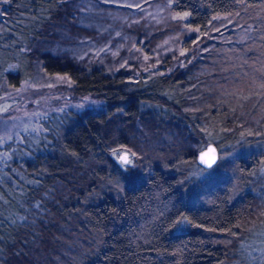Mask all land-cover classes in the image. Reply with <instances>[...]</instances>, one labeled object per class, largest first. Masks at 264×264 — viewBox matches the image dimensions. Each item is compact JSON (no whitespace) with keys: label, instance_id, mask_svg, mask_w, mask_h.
<instances>
[{"label":"trees","instance_id":"1","mask_svg":"<svg viewBox=\"0 0 264 264\" xmlns=\"http://www.w3.org/2000/svg\"><path fill=\"white\" fill-rule=\"evenodd\" d=\"M82 1L0 2V93L40 68L104 103L96 114L68 112L8 154L0 264H234L244 228L264 214L262 177L250 183L264 164V115L255 120L264 109V0H170L171 14L188 15L146 32V49L174 33L185 44L189 28L201 34L187 54L150 56L153 65L136 62V38L117 55L79 50L101 14H85ZM110 57L115 74L89 63ZM207 144L218 161L204 169L195 157ZM224 146L232 154L221 159ZM119 150L133 166L118 165ZM192 166L208 175L191 178Z\"/></svg>","mask_w":264,"mask_h":264},{"label":"rangeland","instance_id":"2","mask_svg":"<svg viewBox=\"0 0 264 264\" xmlns=\"http://www.w3.org/2000/svg\"><path fill=\"white\" fill-rule=\"evenodd\" d=\"M3 1L0 0V2ZM93 1L95 2L84 0L82 4L85 14H90V12L97 14L98 9H101L97 15L95 14L98 16L101 12L99 20L96 23L92 22L94 24H90V27L95 28L98 32L91 40L93 45H89L91 42L84 39L77 47L81 51L94 53V56L100 53L117 55L122 52L118 47L119 45L127 46L133 38H136L131 41L129 48V50H132L131 52L136 54L139 52L140 60L136 62L138 64L145 62L147 65H153L147 62L150 56H162L165 53L176 52L177 50L180 54H187L186 51L197 42L201 34L200 30L193 31V28H189L185 37V40L188 41L185 44L182 41L181 44L176 45L178 35L174 33V36L171 35L169 38L157 42L155 46L148 50L145 46L146 42L143 41L144 38H148V33L158 31L160 28L159 23L162 21H174L184 16V14H171L169 12L170 0ZM143 32H145L144 35H142ZM138 36L141 38L138 39ZM84 43H86V48L89 49L84 48ZM113 44L114 49L111 48ZM84 53L81 57L85 56ZM135 53L130 54L135 56ZM116 60L110 57L103 63H99L89 58V63L106 66L108 70L112 68L111 71L115 74L119 68V63ZM182 63L183 60L173 63V65L181 66ZM147 68L144 67L141 71L146 72ZM157 69L161 71L160 66ZM164 71H170L169 67ZM138 75L139 71L131 74L133 78L138 77ZM60 77L65 76L58 74L45 76L39 68L32 70L31 74L25 76L18 86H7L2 89L0 93V169L5 165L8 154L16 146L20 145L23 148V145H28L32 147L33 144L37 143L40 135L48 133L50 127L57 126L54 123H57L68 112L76 113L82 109H90L93 114H96L104 106L103 101L97 97L89 94H75L72 83L68 79H60ZM262 110L255 117L256 123L264 115ZM6 145H9L8 148L5 147ZM231 154L232 151L228 146L220 149L221 159H226ZM121 155L128 156L132 163L129 165L121 164L118 160V156ZM114 159L123 169L134 164L131 155L124 150H119ZM172 167H175V164ZM207 175L206 170L197 166H192L190 172H188V176L194 179H202ZM260 176L262 180L258 185V189L256 188L255 194L264 200V164L261 167L259 176L253 177L250 183L255 182ZM255 187H257V184H255ZM244 230L247 233L238 243L239 259H236L234 264H264V214L258 220L254 219L250 226L244 228Z\"/></svg>","mask_w":264,"mask_h":264},{"label":"snow or ice","instance_id":"3","mask_svg":"<svg viewBox=\"0 0 264 264\" xmlns=\"http://www.w3.org/2000/svg\"><path fill=\"white\" fill-rule=\"evenodd\" d=\"M5 3L8 2V0H4ZM188 14L185 13L184 16L180 17L181 19L185 18ZM193 31H199V29H193ZM183 55V53H181ZM60 79H67L66 77H60ZM114 155H117L114 153ZM134 155V154H133ZM118 160L123 165H129L132 163V161L129 159L126 155L118 156ZM201 163L205 164L208 168H211L213 164L216 163L217 156H216V150L214 148H209L206 152L201 153L200 157ZM183 220H186V218H183ZM182 220H177L176 223L180 224ZM190 223V221H189Z\"/></svg>","mask_w":264,"mask_h":264},{"label":"water","instance_id":"4","mask_svg":"<svg viewBox=\"0 0 264 264\" xmlns=\"http://www.w3.org/2000/svg\"><path fill=\"white\" fill-rule=\"evenodd\" d=\"M209 148H214L216 150V156H217L216 162L218 161V151H217L216 147L213 144H207L202 150H200L196 154V157H195V161L198 164V166H200L201 168H204V169H209V168L205 164L201 163L200 157H201V153L206 152ZM215 164H213V166Z\"/></svg>","mask_w":264,"mask_h":264}]
</instances>
